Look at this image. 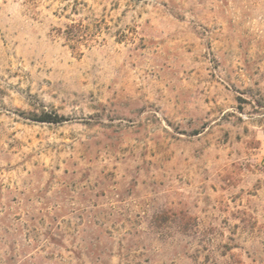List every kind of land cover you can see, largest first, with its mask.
Listing matches in <instances>:
<instances>
[{"label":"rangeland","instance_id":"1","mask_svg":"<svg viewBox=\"0 0 264 264\" xmlns=\"http://www.w3.org/2000/svg\"><path fill=\"white\" fill-rule=\"evenodd\" d=\"M0 264H264V0H0Z\"/></svg>","mask_w":264,"mask_h":264},{"label":"trees","instance_id":"2","mask_svg":"<svg viewBox=\"0 0 264 264\" xmlns=\"http://www.w3.org/2000/svg\"><path fill=\"white\" fill-rule=\"evenodd\" d=\"M63 36L72 50L79 51L81 45H87L89 43L91 31L88 25H84L82 22H75L65 26ZM37 120L53 122L57 120V117H53L49 113H43Z\"/></svg>","mask_w":264,"mask_h":264}]
</instances>
